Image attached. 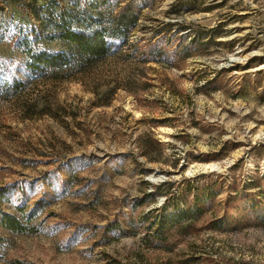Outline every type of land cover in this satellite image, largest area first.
Listing matches in <instances>:
<instances>
[{
  "label": "rangeland",
  "instance_id": "1",
  "mask_svg": "<svg viewBox=\"0 0 264 264\" xmlns=\"http://www.w3.org/2000/svg\"><path fill=\"white\" fill-rule=\"evenodd\" d=\"M133 1L110 56L39 76L75 0H0V210L34 231L0 264H264V0Z\"/></svg>",
  "mask_w": 264,
  "mask_h": 264
},
{
  "label": "trees",
  "instance_id": "2",
  "mask_svg": "<svg viewBox=\"0 0 264 264\" xmlns=\"http://www.w3.org/2000/svg\"><path fill=\"white\" fill-rule=\"evenodd\" d=\"M138 13L133 0L125 2L117 11H114L106 0H75L74 6L67 7L66 13L60 15L54 23L55 33L49 37V40L64 42L70 51L48 52L27 47L23 50L26 57L24 68L30 74L46 76L74 62L91 63L108 57L113 52V42L123 43L128 40L138 21ZM20 85L14 84L15 87ZM11 190L12 187L2 191L0 195L4 196ZM178 217L180 215H171L169 220L173 221ZM25 224L26 221L0 210V229L17 234L34 232L28 231ZM154 225L155 223L149 225L147 234L156 233L155 238L163 240L164 231L160 229L157 233L156 229L152 230ZM158 227L162 228L161 225Z\"/></svg>",
  "mask_w": 264,
  "mask_h": 264
},
{
  "label": "built area",
  "instance_id": "3",
  "mask_svg": "<svg viewBox=\"0 0 264 264\" xmlns=\"http://www.w3.org/2000/svg\"><path fill=\"white\" fill-rule=\"evenodd\" d=\"M251 2H259V1H262V0H250Z\"/></svg>",
  "mask_w": 264,
  "mask_h": 264
}]
</instances>
